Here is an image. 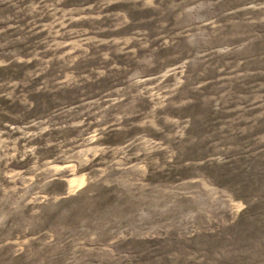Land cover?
I'll return each instance as SVG.
<instances>
[{"label": "rangeland", "instance_id": "obj_1", "mask_svg": "<svg viewBox=\"0 0 264 264\" xmlns=\"http://www.w3.org/2000/svg\"><path fill=\"white\" fill-rule=\"evenodd\" d=\"M0 264H264V0H0Z\"/></svg>", "mask_w": 264, "mask_h": 264}, {"label": "bare ground", "instance_id": "obj_2", "mask_svg": "<svg viewBox=\"0 0 264 264\" xmlns=\"http://www.w3.org/2000/svg\"><path fill=\"white\" fill-rule=\"evenodd\" d=\"M75 183V182H74ZM76 183H77V181H76ZM76 185V184H75Z\"/></svg>", "mask_w": 264, "mask_h": 264}]
</instances>
